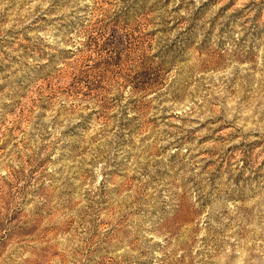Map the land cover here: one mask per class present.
<instances>
[{"label": "rangeland", "instance_id": "374dc122", "mask_svg": "<svg viewBox=\"0 0 264 264\" xmlns=\"http://www.w3.org/2000/svg\"><path fill=\"white\" fill-rule=\"evenodd\" d=\"M0 264H264V0H0Z\"/></svg>", "mask_w": 264, "mask_h": 264}]
</instances>
